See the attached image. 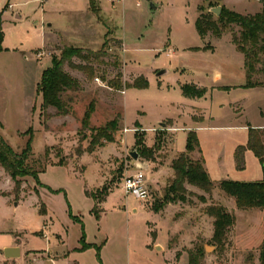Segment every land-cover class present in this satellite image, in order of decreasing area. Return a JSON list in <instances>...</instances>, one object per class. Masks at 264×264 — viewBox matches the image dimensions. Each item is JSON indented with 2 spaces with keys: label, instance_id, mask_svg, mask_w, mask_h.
I'll return each instance as SVG.
<instances>
[{
  "label": "rangeland",
  "instance_id": "1",
  "mask_svg": "<svg viewBox=\"0 0 264 264\" xmlns=\"http://www.w3.org/2000/svg\"><path fill=\"white\" fill-rule=\"evenodd\" d=\"M87 1L0 0L4 31L0 51V136L20 152L32 135L36 158L50 146L51 162L57 163V148L62 147L69 163L47 166L39 175L43 186L27 177L19 195L14 191L13 179L0 166V246L16 239L23 247L37 249L24 251L17 258H4L0 264H38L50 254L56 255L40 250L66 254L67 262L79 264H189V250L199 245L206 251L201 264H259L264 210L240 209L235 199L218 187L210 194L188 186L194 192L192 202L168 204L162 214L155 212L153 205L165 194L172 159L185 150L189 128H180L174 139V128L184 124L197 130L214 181L226 177L236 181L263 178L262 165L253 151L249 158L246 155L243 169L236 167L234 159L235 147L248 140L247 122L256 125L262 120L260 108L264 102L262 90L243 86L244 56L232 40L239 26H229L221 37L210 32L205 40L195 22L201 7L209 10L221 6L220 13L228 8L254 14L262 9L264 1L153 0L156 8L150 0H140V5L136 0H105L103 12L97 14L90 6L83 7ZM94 6L100 8V2L95 0ZM17 13L22 17L17 18ZM58 29L62 32L56 34ZM108 38H113L108 50L119 56V68L109 65L114 57L105 59V64L95 61L97 71L92 79L68 68L79 77L82 88L65 93V99H70L64 112L51 107L48 111L52 117L44 118L38 83L43 70L52 64V57L59 53L56 45L97 51ZM207 42L214 46V53L192 49ZM170 48H177V52L169 55ZM41 50L45 54L38 58ZM157 68L169 72L158 77ZM118 69L123 72V84L147 72L149 87H111L109 80ZM104 72L106 81L101 78ZM192 81L208 88L206 98L192 101L183 96L179 82ZM91 101H95L91 126L120 117L119 131L115 142L75 156L81 119ZM171 119L173 125L164 127L160 123ZM195 119L202 120L197 123ZM136 133H143L148 146L154 144L157 135L163 136L154 160H135L131 155V151H137ZM88 144L89 139L83 142L84 146ZM137 162L145 167L148 201L127 193L123 187L125 175L139 169ZM106 182H111L113 189L97 215L94 200L85 190L96 191ZM197 195H204L207 203L225 205L236 216L223 249L212 242L213 218L204 213L205 203Z\"/></svg>",
  "mask_w": 264,
  "mask_h": 264
},
{
  "label": "trees",
  "instance_id": "2",
  "mask_svg": "<svg viewBox=\"0 0 264 264\" xmlns=\"http://www.w3.org/2000/svg\"><path fill=\"white\" fill-rule=\"evenodd\" d=\"M94 4L95 0H90V8L97 14L100 12V8L95 7ZM200 9L202 12L196 19L195 24L199 35L202 37L210 32L214 36H221L229 30V26H239V30L232 33V40L237 49L244 55L246 83L243 86L246 88L261 87L264 90V6L254 14H242L232 9L223 8L220 15H217L211 9L206 10L203 7ZM112 39H106L101 49L97 51L67 44L56 46L59 53L52 57V64L43 70L41 80L38 83V92L42 96L41 114L44 118L52 117V114L48 111L51 107H55L58 113L64 112L68 106L67 101L70 99H65V93L82 88L79 77L74 76L68 68L83 72L91 79L95 77L97 71L95 61L105 64V59L114 57L112 62L109 61V65L119 68L121 65L119 56L110 53L108 50V43ZM3 40L4 31L2 13L0 12V51L3 49ZM101 78L106 81L105 72L101 75ZM109 83L111 87L120 90L123 85L126 89H145L149 87V79L144 72L137 74L133 81H126L123 84L121 69H118L116 76L109 80ZM181 89L182 93L190 98L204 97L208 91L206 87H200L193 83H185L181 85ZM94 111L95 101H91L81 119V127L78 130L80 138L75 149V156H82L86 152L93 153L98 146L116 141L120 117H115L100 126H91ZM261 115L264 118V106ZM195 120L198 121V119ZM248 126L247 143L239 144L235 148L234 159L236 167L243 169L246 164L245 152L248 149L252 150L263 168V178L261 180L236 181L226 177L218 182L214 181L206 168L198 134L196 130L191 129L187 135L185 150L178 153L171 162L172 174L169 177L165 194L162 199H157L153 205V210L162 214V210L168 204L192 202L190 197L194 195V192L190 191L188 186L201 189L210 194L218 187L224 194L235 199L238 208H260L264 210V127ZM135 137L136 150L139 156L154 160L157 150L160 149L163 142V136L157 135L152 146L145 143L143 133H136ZM32 138L31 135L25 147L17 152L0 136V166L13 179L14 191L17 195L20 194L22 184L27 177L33 178L37 185L43 186L39 180V175L47 166L69 164L62 154L64 152L62 147L57 148V154L60 155L57 163H55L56 161L51 162L53 147L50 146H46L44 154L36 158L33 154ZM87 139H89V144L84 146L83 142ZM194 155H198L199 158L194 157ZM112 189V183L106 182L96 191L85 190L86 194L94 200L93 211L97 215L103 210L100 206L106 201ZM34 191L40 194L38 189H34ZM197 197L205 203L204 213L213 218L212 242L218 248L223 249L228 232L236 223V216L221 203H207V198L204 195H197ZM45 211V207L42 208V212ZM180 254L179 252L176 256L179 258ZM205 254L206 251L203 245L189 250V264H201ZM259 264H264V236L259 247Z\"/></svg>",
  "mask_w": 264,
  "mask_h": 264
},
{
  "label": "crops",
  "instance_id": "3",
  "mask_svg": "<svg viewBox=\"0 0 264 264\" xmlns=\"http://www.w3.org/2000/svg\"><path fill=\"white\" fill-rule=\"evenodd\" d=\"M99 2H100V11L101 12H103V6H104V2H105V0H98ZM137 1V0H136ZM135 1V2H136ZM107 3L108 4H111V2L110 1H107ZM136 4H137V2H136ZM12 5L13 4H10V7H12ZM112 5V4H111ZM138 5V4H137ZM155 5H156V3H155ZM89 6H90V0H88L87 2H86V5L85 6H83V7H85V8H89ZM116 5H112V7H114V8H116L115 7ZM82 7V8H83ZM156 8H157V5H156ZM103 16V15H102ZM16 17L17 18H21L22 16L20 15V14H18L17 13V15H16ZM197 18H198V15H197ZM196 18V19H197ZM105 19V18H104ZM36 25L37 24H39V22L38 21H36V23H35ZM48 26H50V27H53V24L52 23H48ZM2 27H3V17H2ZM81 27V25H78V28H80ZM197 29V28H196ZM56 34L57 33H59V32H62V31H60V29H58V30H55L54 31ZM198 32V31H197ZM199 34V33H198ZM209 35H206L205 37H203L205 40H206V38L208 37ZM202 37V36H201ZM218 37V36H217ZM221 37V36H220ZM55 40V39H54ZM54 40L52 41V42H50V44H52L53 42H54ZM58 45V44H57ZM56 45V46H57ZM171 45V44H170ZM201 48L202 50H204V51H211L212 53H214V46H211L210 44H208V42H207V44H203V45H200V46H196L195 48H192V49H196V48ZM235 47H236V45H235ZM191 47H187V49L189 50ZM236 49H237V47H236ZM238 50V49H237ZM239 51V50H238ZM177 52V48L175 49V51L172 49V48H170L169 49V55H171V53H176ZM240 52V51H239ZM244 56V55H243ZM245 68V67H244ZM157 69H161V68H157ZM177 69V71L179 70L178 68H176ZM144 70V69H143ZM144 72V74L146 75V76H148L147 75V72H145V71H143ZM167 72H169V70H166V72L165 73H167ZM159 77V76H158ZM191 83H193V84H196V85H198V86H200V87H206V86H204V85H202L200 82H195V81H192ZM245 83H246V70H245ZM183 84H185V83H181V82H179V86H180V90H181V92H182V89H181V85H183ZM207 88V87H206ZM246 88V87H245ZM257 88H259L260 90H262V92H263V94H264V90L261 88V87H255V88H247V89H257ZM208 89V88H207ZM208 92V91H207ZM127 93V91L125 92V94ZM183 94V93H182ZM206 95H207V93L205 94V96L204 97H201V98H190V97H186L184 94H183V96L185 97V98H188V99H190V100H192V101H196L197 99H202V98H206ZM263 106H264V102H263V105L261 106V108H260V115H261V110H262V108H263ZM204 118V117H203ZM202 118V119H203ZM261 118H262V120L260 121V123L259 124H256V125H252L250 122H247V124H246V126L247 127H249L248 125H252V126H256V127H264V118L262 117V115H261ZM168 119H170V118H168ZM202 119H200V120H198V121H196V120H194V122H200ZM174 120V119H173ZM174 121H176L175 123L177 124L178 123V121L177 120H174ZM158 122H160V121H158ZM160 123H164L163 121H161ZM166 125H168V126H170V125H173V121H172V119H171V121L169 122V123H166ZM178 125V124H177ZM188 125H190V124H188ZM182 127H188L189 129H188V132L191 130V129H194L193 127L194 126H192V125H190V126H187L186 124H184V125H182V126H178L177 128H174L175 129V131H176V133L174 134V139H175V136H176V134H177V132L179 131V129L180 128H182ZM194 130H196V129H194ZM196 132H197V130H196ZM188 135V134H187ZM199 137V136H198ZM199 140H200V138H199ZM247 143V142H246ZM245 143V144H246ZM200 145H201V141H200ZM239 145V144H238ZM237 145V146H238ZM149 146H152V144L151 145H149ZM236 146V147H237ZM235 147V148H236ZM201 148H202V145H201ZM234 151H235V149H234ZM250 151H252V150H250V149H248V150H246V152H245V158H246V155H247V158H249V156H250ZM181 152V151H180ZM180 152H178V153H180ZM202 154H203V156H204V158H205V161H206V157H205V154H204V151H203V149H202ZM177 155V154H176ZM176 155H175V157H176ZM174 157V158H175ZM173 158V159H174ZM172 159V160H173ZM207 162V161H206ZM206 168H207V165H206ZM172 170V169H171ZM208 170V169H207ZM209 172V171H208ZM210 174V173H209ZM262 178H260V179H257V180H261ZM216 181V180H215ZM111 194V193H110ZM107 199H108V197H107ZM107 199H106V201H107ZM17 205V204H16ZM264 236V235H263ZM263 239V238H262ZM262 242V241H261ZM12 247V246H19V248H20V256H22V254L24 253V251H30V250H37V249H30V248H28V247H23L22 246V244L20 243V244H18L17 243V241H16V239H14V240H12V241H10L9 243H6V244H4L3 246H0V251H1V260H0V262L1 263H3L4 261H3V259L4 258H7V257H5V255H4V248L5 247ZM158 248H162L161 246H158ZM40 251H47V252H50V253H53V254H55L56 253V255H52V254H50L51 255V257L50 258H46V259H42V260H40V261H38L39 263L38 264H63V261L65 260L66 262H67V259H66V254H62V253H57V252H54L53 250H40ZM19 256V257H20ZM17 258V257H16ZM7 259H10V258H7ZM68 264H75V263H77V262H71V261H68L67 262ZM77 264H79V263H77Z\"/></svg>",
  "mask_w": 264,
  "mask_h": 264
},
{
  "label": "built area",
  "instance_id": "4",
  "mask_svg": "<svg viewBox=\"0 0 264 264\" xmlns=\"http://www.w3.org/2000/svg\"><path fill=\"white\" fill-rule=\"evenodd\" d=\"M113 1H123V0H113ZM137 4L140 5V0H137ZM45 51H39L37 53L38 58H42ZM99 81V78H96ZM125 93V91H123ZM139 169L134 173L125 175L123 187L127 193L133 194L138 199L143 201H148L150 198V190L146 181V175L144 172L145 167H143L139 162H137Z\"/></svg>",
  "mask_w": 264,
  "mask_h": 264
},
{
  "label": "water",
  "instance_id": "5",
  "mask_svg": "<svg viewBox=\"0 0 264 264\" xmlns=\"http://www.w3.org/2000/svg\"><path fill=\"white\" fill-rule=\"evenodd\" d=\"M151 1V6L152 7H156V5L154 4L153 0H150ZM211 11H213L215 14H219L220 11H221V6H216V7H212L211 8ZM166 72V70H159L157 72V76H160L162 74H164ZM162 126H166V123H161ZM131 155L134 157L135 160H139V154L137 151H131ZM16 205V204H15ZM4 255L5 257L7 258H16V257H19L20 256V248L19 246H12V247H5L4 248Z\"/></svg>",
  "mask_w": 264,
  "mask_h": 264
}]
</instances>
